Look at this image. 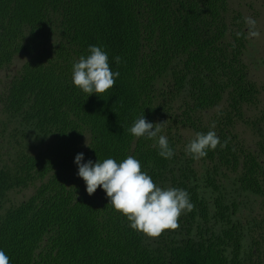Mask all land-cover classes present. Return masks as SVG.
Returning <instances> with one entry per match:
<instances>
[{"label":"trees","instance_id":"obj_1","mask_svg":"<svg viewBox=\"0 0 264 264\" xmlns=\"http://www.w3.org/2000/svg\"><path fill=\"white\" fill-rule=\"evenodd\" d=\"M246 15L234 0H0V249L9 264H264V106L244 60ZM90 44L119 72L102 95L71 83ZM141 114L160 123L171 159L157 155L155 138L128 133ZM212 125L225 146L186 155ZM77 153L134 156L193 207L157 237L136 232L99 186L86 193Z\"/></svg>","mask_w":264,"mask_h":264},{"label":"clouds","instance_id":"obj_2","mask_svg":"<svg viewBox=\"0 0 264 264\" xmlns=\"http://www.w3.org/2000/svg\"><path fill=\"white\" fill-rule=\"evenodd\" d=\"M247 27V36H256L254 31L256 20L246 16L243 18ZM236 37L241 36L237 32ZM113 62L120 63V57H113ZM71 83L81 92L102 95L110 89L118 71L111 70L108 53L103 46L88 45L86 54L81 55L71 64ZM160 123L146 121L141 114L135 118L127 131L134 137L155 138L157 155L163 159H171L174 155L166 136L160 133ZM195 132L194 138L185 145V154L193 159L203 158L207 151L214 150L217 145L225 146L215 131ZM76 175L85 184V191L91 195L99 186L107 198V205L119 212L128 222V227L148 237H157L165 229H175L177 218L191 211L193 205L185 189L176 187H160L144 171L140 162L131 155L122 160L112 157L104 159H84L83 153L74 156ZM0 264H9V257L0 249Z\"/></svg>","mask_w":264,"mask_h":264},{"label":"rangeland","instance_id":"obj_3","mask_svg":"<svg viewBox=\"0 0 264 264\" xmlns=\"http://www.w3.org/2000/svg\"><path fill=\"white\" fill-rule=\"evenodd\" d=\"M234 4L240 6L246 12V16L256 20L254 31L257 35L248 36L244 60L250 68L251 77L262 89L260 100L264 106V0H234ZM243 210L249 214L250 209Z\"/></svg>","mask_w":264,"mask_h":264}]
</instances>
